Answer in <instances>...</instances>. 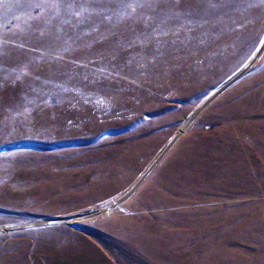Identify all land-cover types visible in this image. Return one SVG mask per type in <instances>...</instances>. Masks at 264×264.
<instances>
[{"label": "rangeland", "instance_id": "obj_1", "mask_svg": "<svg viewBox=\"0 0 264 264\" xmlns=\"http://www.w3.org/2000/svg\"><path fill=\"white\" fill-rule=\"evenodd\" d=\"M60 229L264 264V0H0V260Z\"/></svg>", "mask_w": 264, "mask_h": 264}, {"label": "bare ground", "instance_id": "obj_2", "mask_svg": "<svg viewBox=\"0 0 264 264\" xmlns=\"http://www.w3.org/2000/svg\"><path fill=\"white\" fill-rule=\"evenodd\" d=\"M103 210L101 211H91L86 212L78 216L70 217L69 219L63 220V223L66 224H72L76 222H83L87 221L95 216H98L102 214ZM62 223V222H61ZM69 237L71 236V233L69 231L65 230H56L53 235V241L51 243H44V241L40 238V245L38 246V251L44 250L43 255L37 257L33 253L31 254L32 262L33 264H40V261L42 258H47L48 260H52L51 262H47L46 264H90L91 261L99 260L101 262L100 254L97 252V250L88 242L81 238L79 241H70ZM60 238H63L64 241L59 242L58 240ZM71 243H68V242ZM74 243V244H73ZM48 244H53L51 248H48ZM137 244V242H135ZM129 246V245H127ZM133 249H136L135 246ZM138 249V248H137ZM30 249L29 247L25 246L24 252H28ZM139 250V249H138ZM141 250V249H140ZM121 253V252H120ZM128 253V252H124ZM142 254V252H139L138 254ZM58 255V256H57ZM102 257V256H101ZM121 260L118 258L119 261L118 264H134V262L131 261L128 257L123 256ZM142 258V257H141ZM56 259V260H54ZM126 261H125V260ZM135 259V258H133ZM127 262V263H124ZM0 264H29V258H16V255L11 256H3L0 260Z\"/></svg>", "mask_w": 264, "mask_h": 264}]
</instances>
